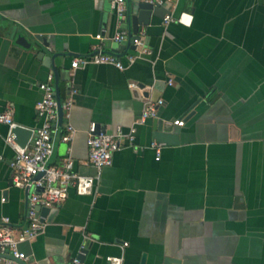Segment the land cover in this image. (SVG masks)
I'll return each mask as SVG.
<instances>
[{"label": "crops", "instance_id": "0c3cea01", "mask_svg": "<svg viewBox=\"0 0 264 264\" xmlns=\"http://www.w3.org/2000/svg\"><path fill=\"white\" fill-rule=\"evenodd\" d=\"M111 1L0 0V113L39 127L38 85L49 73L61 104L71 103L60 133L65 124L74 133L70 142L59 133L51 164L70 155L78 173L95 174L89 125L126 129L146 103L162 100L156 117L135 124L134 145L114 152L95 191L69 189L43 233L19 244L29 256L23 264H54L82 248L86 264L107 256L126 264L143 256L144 264H264V0H164L176 20L165 25L152 14L137 32L150 55L118 49L114 37L128 33L137 0H125L123 19ZM98 43L125 67L71 69ZM9 129L0 122V218L22 227L30 191L11 183ZM153 140L163 143L159 159Z\"/></svg>", "mask_w": 264, "mask_h": 264}, {"label": "built area", "instance_id": "2783aa9c", "mask_svg": "<svg viewBox=\"0 0 264 264\" xmlns=\"http://www.w3.org/2000/svg\"><path fill=\"white\" fill-rule=\"evenodd\" d=\"M151 3L162 5L164 0H145ZM111 8L117 13L120 19L125 16V0H112ZM172 16H164V24L174 21ZM127 32L120 31L114 37L119 43L126 41ZM95 38L102 39L101 33H97ZM139 55H150L151 49L147 47L140 35L130 38ZM135 55L128 54L126 59L132 63ZM89 64H111L118 69L125 67L124 63L115 55L106 52L103 45L98 43L93 46V52L89 55L74 57L71 61V69H77ZM41 98L36 103L35 109L42 124L33 129V135L27 146L19 147L8 136L6 138L9 145L14 149L15 154L10 162L11 183L17 188L30 191L26 218L27 224L18 227L11 223L8 217L0 218V261L2 264H23L28 261L29 256L19 249V244L30 242L38 235L43 233L47 222V217L41 214L40 208H54L63 202L69 189H73L78 195H88L95 191L96 185L101 177L102 170L112 164L114 152L132 147L135 142L136 126L142 124L148 118L156 117L158 106L162 100L146 103L140 117L134 125L128 128L115 126L111 132L97 131L96 123L92 122L87 130V164L94 168L95 174H80L74 169V161L70 155L61 159L59 165L47 164L53 153L54 135L57 131L55 123L58 119V102L56 98L53 75L48 74L46 81L39 83ZM70 102L61 104L62 120L69 117ZM0 122L8 124L10 127L15 125L11 119V110L0 113ZM174 125L184 126L182 119L172 122ZM74 129L70 124H65L64 130L60 133V140L70 142ZM149 147L155 151L156 159H159L163 143L153 140ZM125 242L122 246H127ZM77 262V260H74ZM105 264H126L122 256H107Z\"/></svg>", "mask_w": 264, "mask_h": 264}, {"label": "water", "instance_id": "95a60500", "mask_svg": "<svg viewBox=\"0 0 264 264\" xmlns=\"http://www.w3.org/2000/svg\"><path fill=\"white\" fill-rule=\"evenodd\" d=\"M166 13H167V10L164 9L161 5L151 3L145 0H137L136 4L133 7H131V10L129 11L127 15L128 21L130 22V29L128 30V33H127L128 34L127 39L126 41L118 43L119 44L118 49L125 50L129 47L134 49L135 47L134 45L131 44L130 38L137 35L139 26L148 25L150 22V16L152 14L163 18L166 15ZM3 26H4L3 20L0 18V28H3ZM35 39L38 42L42 43V40L39 36H35ZM21 41L24 45V39H21ZM26 46L29 47V44L26 43ZM55 92H56V98L58 102V119L55 123L57 131L54 136L53 153L47 162L48 165L51 163L54 157L56 146L58 144L59 133H60L62 122H63L61 101L57 95L56 88H55ZM9 134H10V137H12L15 140V142L18 144L19 147L24 148L25 146H27L30 138L33 135V129L19 125V124H15L10 127ZM37 209L40 210L41 214L47 217V222H50L52 221L54 215L57 213L58 206L54 208H45V207L40 208L39 206H37ZM88 252H89L88 248H82L79 250V252L74 257L57 260L55 261L54 264H86L85 262H86V257H87ZM74 260H77V262H75ZM170 261H172V259L170 258L166 259L165 264L170 263ZM141 264H144V256L142 257Z\"/></svg>", "mask_w": 264, "mask_h": 264}]
</instances>
